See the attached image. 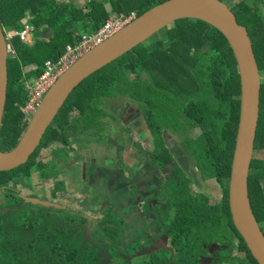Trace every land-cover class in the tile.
<instances>
[{"label": "trees", "instance_id": "obj_1", "mask_svg": "<svg viewBox=\"0 0 264 264\" xmlns=\"http://www.w3.org/2000/svg\"><path fill=\"white\" fill-rule=\"evenodd\" d=\"M119 1L112 2L109 14L103 6L93 5L89 18L95 30L87 34L97 33L114 14L135 15L137 19L152 7L169 0ZM14 2L19 4L17 0H0V23L7 30L21 31L24 27L18 22L20 19L9 20ZM28 8L32 13L40 14L30 23L36 28L43 23L42 20L48 21V14H55L58 10L55 0H33ZM22 10L25 11V8ZM18 12L14 11V14ZM53 24L55 29L50 28H53L55 40L48 46L52 49L49 61L55 62L64 54L67 46L74 45L79 39L75 40L67 33L66 23ZM165 30L164 39L154 36L85 80L59 112L42 145L48 146L56 141L68 144L70 137H79V141H84L86 136L101 143L106 136V125L117 120L114 113L119 108L114 104L120 101L137 105L150 126L157 116L168 121H173L172 117L178 114L185 115L187 122L189 117L190 120L199 119L201 140L195 142L199 152L205 154L202 163L205 177H215L221 183L225 177H229L241 94L240 76L232 48L222 33L200 21L181 20ZM13 45L16 58L9 56L8 94L0 130V147L4 151H11L26 131L28 121L22 111L29 98L26 86L40 78L45 71V60L40 63L35 59L33 48L23 44L18 37ZM33 64L40 66L39 71L24 77V68ZM183 95L191 96L189 103L181 99ZM72 112L76 114L69 121ZM197 122L195 126H198ZM40 148L27 164L0 172V191L4 192L0 199V264H104L102 248L107 246L106 238H111L113 250L120 246L122 238L117 227L110 228L106 220L93 226L70 209L29 202L21 195L20 186L33 187L31 183L35 171L42 174L45 182L56 177L53 168L37 162ZM256 149L263 153V157H255L251 164L248 196L254 217L264 235V136L261 126L257 132ZM176 185L173 182L175 199L171 202V209L178 219L172 225L178 226L176 235L187 237L188 242L177 241L178 256L175 259H179L181 264H198L195 252H199L202 246L197 244L202 239L228 243L224 239L225 232L237 238L236 245L245 252L248 260L245 262L231 256L232 249L229 248L226 253L230 257L225 261L257 264L232 224L227 196L221 204H210L207 196H196L186 189L180 192ZM64 190L63 184H57L54 198ZM31 197L39 198V194ZM116 255L123 264H130L129 260Z\"/></svg>", "mask_w": 264, "mask_h": 264}, {"label": "flooded vegetation", "instance_id": "obj_2", "mask_svg": "<svg viewBox=\"0 0 264 264\" xmlns=\"http://www.w3.org/2000/svg\"><path fill=\"white\" fill-rule=\"evenodd\" d=\"M255 3L257 10L254 13L251 11L246 18L235 12L237 1L227 0L225 4L232 9L238 24L247 29L249 37L255 32L261 33L259 41H253L252 37L250 39L260 69L259 126L262 127L264 136V0H255ZM259 16L263 24L256 18ZM39 69L38 64L27 66L24 68V77L36 74ZM188 96L183 95L181 99L189 103L191 96ZM114 106L119 108L114 113L117 120L106 125L105 135L108 136L102 138L101 143L95 142L89 136L84 137V141H79V137H70L68 144L56 141L48 146L42 145V140L38 147H41L38 157L48 150L51 158L50 162H45L37 157V162L53 168L56 177H51L48 182L54 183V189L57 184H63L65 190L58 192L56 198L62 207L71 209L74 205H80L81 208L74 210V213L82 216L89 224L97 226L106 220L110 228L117 227V232L122 238L120 246L113 250L110 245L111 238L107 237V246L103 247L107 249L110 257L113 252L115 256L118 254L130 262L137 258L143 259L142 264L146 261L152 264H181L179 259H175L178 256L175 244L177 241L186 243L188 240L187 237H178L175 233L178 226L172 224H176L174 221L178 218L169 219L171 202L175 199L173 182L177 183L180 192L186 189L193 195L207 196L210 204H221L225 202L226 196L229 203L230 176L225 177L222 183L215 177H205L202 167L205 154L199 152L195 142L197 139L201 140L199 137L202 129L197 122L199 119L190 120L189 117L187 122L185 115L178 114L175 118L172 117L173 121H168L157 116L150 126L145 114L137 105L115 101ZM74 114L76 112L70 114L69 121L73 120ZM30 120L26 116L28 124ZM195 122L198 126H195ZM258 153L260 151L255 145L254 158ZM88 172L94 176L93 182L86 181ZM39 177L45 182L40 172ZM121 184L125 186L124 190L117 186ZM70 189L71 201L63 202L60 194H69ZM38 194L40 196V193ZM50 195L54 198V191ZM97 212L102 215H94ZM224 239L228 243L202 239V242L197 244L202 246V249L195 252L198 264H241L225 261L230 257L226 253L229 248L232 249L231 256L248 261L245 252L240 251L236 245L238 241L232 233L224 232Z\"/></svg>", "mask_w": 264, "mask_h": 264}, {"label": "water", "instance_id": "obj_3", "mask_svg": "<svg viewBox=\"0 0 264 264\" xmlns=\"http://www.w3.org/2000/svg\"><path fill=\"white\" fill-rule=\"evenodd\" d=\"M181 20L200 21L217 29L229 42L236 59L241 104L232 156L229 205L233 226L257 264H264V235L254 217L248 196V176L260 119V69L247 29L238 24L232 11L221 0H169L135 19L103 45L84 55L45 96L18 144L8 152L0 147V172L27 164L63 106L85 80ZM8 61L6 33L0 23V130L8 94ZM26 199L62 208L60 204L41 198Z\"/></svg>", "mask_w": 264, "mask_h": 264}, {"label": "built area", "instance_id": "obj_4", "mask_svg": "<svg viewBox=\"0 0 264 264\" xmlns=\"http://www.w3.org/2000/svg\"><path fill=\"white\" fill-rule=\"evenodd\" d=\"M135 19V15L114 17L97 33L83 35L74 45L67 46L64 54L57 61H47L44 65V74L37 80L32 81L31 85L26 86L29 98L27 104L22 107V111L29 117V120L41 105L45 96L68 69L84 55L103 45L114 35L125 29ZM35 31L34 26L26 24L21 32L6 33L9 56L15 57V51L10 42L13 38L18 37L23 44H28Z\"/></svg>", "mask_w": 264, "mask_h": 264}, {"label": "crops", "instance_id": "obj_5", "mask_svg": "<svg viewBox=\"0 0 264 264\" xmlns=\"http://www.w3.org/2000/svg\"><path fill=\"white\" fill-rule=\"evenodd\" d=\"M19 2L18 5L15 4L11 7L10 12V18L15 21H18L20 25L23 27L35 20L38 16H40L39 13L34 14L31 12L30 8L33 4V0H17ZM56 6L58 8L57 12L55 14H48L46 16L48 21L42 20L43 23L39 25L38 28H35L34 35L29 39L28 44L31 48H35L37 46L45 45L46 47L48 45H51L52 42L55 40V34L53 33V22H61L66 23L67 26V33L71 34V36L77 40L80 39L83 35H86L87 33H92V31L95 30L94 23L89 18L92 15L93 12V5L96 4L97 6H103L106 13L109 14L112 11V2H118L119 0H55ZM120 2V1H119ZM22 8H25V11L22 10ZM14 11H19L18 13L14 14ZM125 16L124 14H114L110 19L117 17V16ZM44 16H42L43 18ZM109 19V20H110ZM108 20V22H109ZM33 26V25H32ZM50 27H53L52 29ZM55 29V28H54ZM5 33L11 34L13 32H21L17 31L15 29L13 30H7L4 28ZM15 38H13L10 42L13 45V41ZM14 47V45H13ZM16 58L13 57V59ZM50 58H48L46 61H49ZM35 65V64H34ZM78 172V170H77ZM95 173V172H94ZM93 173V174H94ZM92 174V170H91ZM88 176H86L87 182H93L94 176L89 175V172L87 173ZM120 190H124L125 186L117 185ZM127 210H125L126 212Z\"/></svg>", "mask_w": 264, "mask_h": 264}, {"label": "rangeland", "instance_id": "obj_6", "mask_svg": "<svg viewBox=\"0 0 264 264\" xmlns=\"http://www.w3.org/2000/svg\"><path fill=\"white\" fill-rule=\"evenodd\" d=\"M222 1H224V0H222ZM234 1H237L238 2L237 7L234 9L235 12L241 13L242 16L245 17V18L248 17L247 14H251V11L254 13L257 10L256 9L255 0H234ZM224 2L227 3V0L224 1ZM156 6H158V5H156ZM156 6L152 7V9L155 8ZM231 11H232V9H231ZM256 18L259 20V22L261 24H263V20L261 19L260 16L259 17H256ZM165 36H166V30L165 31H162L158 35H156V39H164ZM259 36H261V33L260 32H255L254 34H251L250 38L252 37V39L254 41V40H257V38ZM33 49H34V53H35V54H33V57L35 59H38L40 63H41V61L47 60L48 58L51 57L52 49L49 46L46 47L45 45H41L40 47L37 46V47H35ZM36 49L38 50L37 52H36ZM73 116H75V114ZM27 119H29L28 116H27ZM106 135L108 136V134H106ZM44 153H48V154H44ZM261 153L262 152L258 153V155H256V156L259 157V158H262L263 155ZM50 158H51L50 151L47 150V151H43L41 154H39L38 160H42V161H45V162L47 160H49V162H50ZM107 158H108V156H107ZM56 170H57V172L59 171V169H56ZM31 186H33V187L32 188H24V187L20 186L19 187V190L21 191V195H23L25 197H31L32 195H36V194L40 193V196L41 197L40 196L39 197L40 198H43L44 200H49V201H52V202L57 203V204H60L61 203L60 201H58V199H56L57 197L55 198L56 199L55 200L50 195L51 192L55 190L54 189V183H52V182H43L40 179V177H39V172H35L34 173ZM71 190L72 189H70V191ZM74 191H75V189H73V192ZM3 194H4V192H1L0 191V199L3 198ZM71 194H72V191L69 194H62L61 193L60 194V198H61V200L63 202H69V201H71V199H70L71 197H69ZM45 197H47V198H45ZM215 198L217 199L216 196H215ZM212 199H213V197H212ZM213 201L216 202L215 199H213ZM62 208L63 209H66V207H62ZM80 208H81L80 205H74L70 210H72L74 212V210H79ZM94 215L101 216L102 214L100 212H97ZM174 215H175V211L173 212L171 210L170 218L169 219L172 220L174 218ZM90 228H91V226L88 227V230H90ZM109 232H110V230H109ZM127 233H128V231H127ZM234 253H235V250H234ZM102 255L105 257V263L104 264H123L122 261L120 260V258L118 256H115L113 254V252H111L112 257H110V255H108V253H107V249L106 248H103L102 249ZM142 260L136 258L133 261L134 263L130 262V264L131 263L132 264H142V262H143ZM124 261H127V260H124ZM127 262H129V261H127ZM124 264H126V263L124 262Z\"/></svg>", "mask_w": 264, "mask_h": 264}]
</instances>
